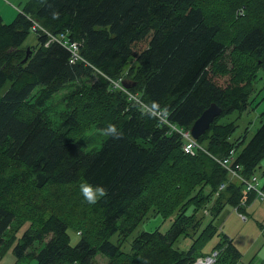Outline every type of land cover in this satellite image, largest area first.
<instances>
[{"label":"trees","instance_id":"16d2710c","mask_svg":"<svg viewBox=\"0 0 264 264\" xmlns=\"http://www.w3.org/2000/svg\"><path fill=\"white\" fill-rule=\"evenodd\" d=\"M260 1L28 0L11 23L0 14V257L13 247L18 262L33 256L37 264H100L99 255L124 264L128 252V264H195L217 251L212 264H246L218 220L227 206L249 217L259 198L231 177L225 158L235 156L246 179L264 175V114L247 142V130L233 138L264 74ZM61 35L78 45L77 60ZM152 101L167 110L142 115L138 106ZM212 103L219 115L193 136ZM109 124L119 139L106 133ZM189 141L196 155L185 152ZM26 177L42 189L103 185L101 225L97 213L80 214L85 234L73 244L68 219L27 206L34 192L11 190ZM155 215L172 218L170 227L141 231L123 251L119 240ZM218 235L210 253L198 250ZM181 238L191 239L188 248L175 247Z\"/></svg>","mask_w":264,"mask_h":264},{"label":"rangeland","instance_id":"374dc122","mask_svg":"<svg viewBox=\"0 0 264 264\" xmlns=\"http://www.w3.org/2000/svg\"><path fill=\"white\" fill-rule=\"evenodd\" d=\"M28 0H0V14L3 17L4 21L6 23H11L15 17L18 15L20 9L23 7V5ZM263 1L260 0H250V5L255 6L261 4ZM30 41L36 40L35 34H31L29 37ZM256 87L254 92L251 95V109L246 112L239 120H238V127L235 133L233 134V138H239L241 135L245 134V130H247V139L246 142L252 137V135L256 132L258 127L261 125L262 122V114H264V74L260 70L259 74L257 76ZM117 86V85H116ZM54 96L56 98L57 95ZM27 113L23 115V117L26 116ZM237 116V114L234 115V117ZM86 133V132H85ZM90 134V133H88ZM201 150H204V148L201 146ZM207 151V150H205ZM191 154H197L191 153ZM10 163V162H9ZM14 163L11 161V164ZM264 164V160H263ZM21 167H23L22 164H19ZM163 167L161 168V171ZM262 169H259L257 171L258 176V185L261 189L264 186V175L262 174ZM84 180H80L77 182H73L70 184H65L62 186H59L56 183H49L45 187V189L38 188L32 180V177H26V178H18L16 182L12 185L11 190H30V193L33 194L34 192V199H29L26 202V205L31 207L32 209L37 208H46L51 211L59 212L60 215L64 216L66 219H68L70 229L69 234L71 237V241L73 244L78 243V241L81 239L80 234H85V231L81 228L83 224L84 219H80V214L85 218V216L92 212L91 214H98V220L101 225V216L98 212L95 210V205L88 204L81 191H80V185L85 184ZM35 190V191H34ZM38 190L40 191V194L38 195ZM58 190H68L67 192H63L61 194H58ZM42 200L38 203H36V200ZM86 204L85 207H82L81 205ZM251 207L248 209L249 218L244 219V215L241 214L240 217H237L236 224L233 223V225H230L231 220H228V217L230 215H233L231 212L234 210L233 207L227 206L225 210H227L226 213H222L218 220V224L221 226L220 231H224L225 229L231 228V231H242L244 235H246L247 238H244L242 236H235V240H243L245 243V262L248 263L253 256L258 254V251L261 253L264 252V236L260 229V224L263 226V218H264V199L255 197L254 200L251 202ZM20 205H23V201H21ZM61 210H57V209ZM62 211V212H60ZM230 211L231 213L229 214ZM90 214V213H89ZM65 220V219H64ZM66 221V220H65ZM172 223V218L164 219L159 215L150 216L148 219L144 220L135 230L132 232V235L130 238H128L126 241H122L116 239V236L112 237V241L120 244L123 251H129L130 250V243L132 242L133 238L137 236L141 231L147 229L151 230L155 227L159 226L161 230H166L170 227ZM259 225H258V224ZM99 227V226H98ZM27 229L26 226H23V228L19 231L18 236H21L23 232ZM222 231V232H223ZM262 234V235H261ZM223 235L215 236L213 239H201L197 243V248L199 251H202L204 253H210L211 249L217 245V243L220 242L221 237ZM49 238V236L43 241V242H36L33 246L30 247V251H34L39 249L41 245L44 244V242ZM210 240V241H209ZM191 243V239L187 238H181L176 244L175 247L180 249H186L189 247ZM201 252V253H202ZM129 253V259H126L124 261V264H128L129 260L132 256H134V253ZM244 256H242L243 258ZM241 258V259H242ZM98 260L100 264H109V259L106 256L99 255ZM37 264V260L35 257H27V259L22 260L21 262L17 261V258L13 252V247H9L6 252L3 254L2 257H0V264ZM237 264H242L241 260Z\"/></svg>","mask_w":264,"mask_h":264},{"label":"built area","instance_id":"2783aa9c","mask_svg":"<svg viewBox=\"0 0 264 264\" xmlns=\"http://www.w3.org/2000/svg\"><path fill=\"white\" fill-rule=\"evenodd\" d=\"M60 41L63 42V44L67 46L73 52L74 59L77 60V58L80 56L78 54V45L75 43L69 42L65 38L64 35L60 36ZM183 148L185 152L191 154L195 152V148H198V145L197 143H194L193 141H189V143H184ZM200 149H202L201 145H200ZM235 160H236V157L231 156L229 158H225L222 161V164L229 170L232 178H236V179L243 181L248 191L254 190L255 192H257L259 198L264 199V189H261L258 185V176L254 175L250 179H246L245 177L240 175L237 172V169H239L241 166L238 163H236V165L234 166L233 164L235 163ZM224 186L225 185L222 184L221 188H223Z\"/></svg>","mask_w":264,"mask_h":264},{"label":"clouds","instance_id":"9594fccd","mask_svg":"<svg viewBox=\"0 0 264 264\" xmlns=\"http://www.w3.org/2000/svg\"><path fill=\"white\" fill-rule=\"evenodd\" d=\"M138 109L142 115H146L152 118L154 117L155 112L167 110V106L161 108L158 102L152 101L150 105L144 104L138 106ZM106 133L112 135L114 138H120V134L113 124L107 125ZM80 191L85 201L90 205H95L100 199L104 198L107 195V189L103 185H92L89 183L81 184Z\"/></svg>","mask_w":264,"mask_h":264},{"label":"water","instance_id":"95a60500","mask_svg":"<svg viewBox=\"0 0 264 264\" xmlns=\"http://www.w3.org/2000/svg\"><path fill=\"white\" fill-rule=\"evenodd\" d=\"M28 53L24 59L26 61L29 58V55L31 54V48L28 47ZM221 111V108L217 106V104L212 103L209 108H207L202 116L198 118L195 122V124L191 128V132L193 136L198 137L201 133H203L209 125L213 122L214 118L219 115ZM217 252H214L213 255L208 256L205 260L202 258H199L197 261V264H211L213 261H215V255Z\"/></svg>","mask_w":264,"mask_h":264},{"label":"crops","instance_id":"0c3cea01","mask_svg":"<svg viewBox=\"0 0 264 264\" xmlns=\"http://www.w3.org/2000/svg\"><path fill=\"white\" fill-rule=\"evenodd\" d=\"M263 189H264V186L262 187ZM251 207V206H250ZM249 207V208H250ZM248 208V209H249ZM227 212V210H225L224 211V213H226ZM229 212V214L232 212L233 213V215H230L229 217H228V219H227V221L228 220H231V223H230V225H233V223L234 224H236V221H237V217H240L241 216V213H239L238 212V210H236L235 208H234V210H232L231 212L230 211H228ZM245 218H249V217H244V219ZM263 221H264V218H263ZM258 224V223H257ZM259 225V224H258ZM263 226H264V223H263ZM260 229H261V231H262V233H263V236H264V232H263V229H264V227L263 228H261V226H260ZM225 232H227L230 236H232L233 237V239L235 238V236H242V237H244V238H247L246 237V235H244L243 233H242V231H231V228H229V229H225ZM262 235V234H261ZM234 241H235V244H236V246L240 249V251L242 252V254H243V261L245 262V256H246V253H245V243H244V241L243 240H241V239H239V240H235L234 239ZM263 245H264V242H263ZM259 257V258H258ZM253 258H254V256H253ZM252 258V259H253ZM252 259L249 261L250 263H251V261H252ZM264 259V252H260V251H258V254L256 255V257H255V260H254V262L256 261L258 264H264V261H262ZM248 262V263H249ZM248 263H246V264H248Z\"/></svg>","mask_w":264,"mask_h":264}]
</instances>
